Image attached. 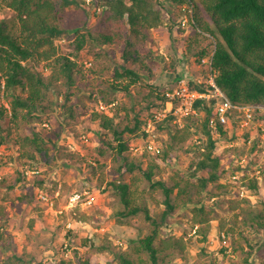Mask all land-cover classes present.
Returning <instances> with one entry per match:
<instances>
[{
    "label": "trees",
    "instance_id": "16d2710c",
    "mask_svg": "<svg viewBox=\"0 0 264 264\" xmlns=\"http://www.w3.org/2000/svg\"><path fill=\"white\" fill-rule=\"evenodd\" d=\"M170 1L178 3L181 8L186 5L192 7L191 12L186 11V14L195 34L198 35L197 41L199 36L210 35L215 38L214 47L210 46L214 49L212 71L215 73L217 85L228 98L239 105L264 106V0ZM73 2L80 4L84 11H92L91 19L102 10L99 31L82 32L81 29L76 30L74 35L69 32L64 25L66 20L63 19V13ZM0 3L13 11L17 19L12 25L16 28L15 31L11 30L8 21L0 20V99L7 97L10 106L8 108L5 104H0V147L9 141L11 130L18 128L19 110H25L27 115L32 117L38 116L40 121L46 120L42 124L44 126L48 122L47 119L42 118V115L49 114L46 110L50 109V95L53 93L55 103L59 104V96L63 97L67 94L63 102L65 113H69L70 117L74 118L76 115L72 110L79 105L70 104L68 101L72 96H79L85 90L83 84L93 85L92 78L99 80L98 88L95 87L96 90L94 88L89 92L90 98L95 96L93 100L97 104L100 102L108 108L107 111L99 109L93 111L91 120L98 122V130L101 132L99 138L102 143L99 154L103 156L109 149L114 152L112 168L109 169L112 177L107 179L104 174L106 163L99 159L96 158L95 165L92 162L87 163L94 173L99 170L98 186L104 185L103 192H108L112 204L111 214L117 223L131 225L134 218L144 217L152 226L148 233L128 242L129 247L125 250L113 252V259L116 264H163L167 256L184 253L188 246V239L185 236L171 234L159 237L158 229L162 226V222L167 221L168 215L176 205L181 207L186 203V197L191 196L194 189L198 194L203 195L210 183L222 179L223 154L218 150L214 134H224L228 127L217 122L211 126L216 100H198L195 105L197 114L185 117L192 120L194 125L187 124L174 129L165 147L160 145L162 147L160 153L153 154L146 150L148 153H144L139 159H134L130 153L133 143L136 140L146 142L148 136L146 125L165 107L169 98L168 93L157 94L161 103L154 102L150 96H147L148 112L144 114L142 110H134L132 119L122 123L117 111L109 113V105L117 100L115 94H130L131 89L141 81L142 74L134 68L122 66L115 68L112 80L104 79L92 59L86 63L82 62L83 53L89 49H98L97 56L106 58L115 47H119L122 49V58L131 59L133 63H140L141 66L149 69L144 60L153 57L151 54L142 55L140 47L149 40L151 30L162 25V12L166 10L163 1L92 0L87 4L86 0H0ZM60 39L67 41L66 45H63L66 46L65 52L62 50V45L57 43ZM210 47L202 50L201 58L209 54ZM88 62L91 63L90 66H87ZM199 65L202 71L198 70L197 73L207 77V65L201 62ZM159 68L158 72L156 70L150 72L152 77L165 71V68ZM190 87L208 92L206 84H198L196 81L191 80ZM121 108L132 110L125 104H122ZM258 115L262 116L264 113H256L254 117ZM172 117L174 116L169 114L165 120L158 122L156 127L161 129L168 127L166 122L168 123ZM200 119L201 122L196 123ZM59 120L63 124L66 120L65 115ZM233 127L237 128L239 125L233 122ZM45 130L38 127L31 134L18 137L17 140L19 149L32 147L36 151L32 149L27 154L30 164L35 166L34 169L37 167L36 164L43 162L51 166V161L59 159L60 143L51 139L52 146L59 147L58 152L45 147L46 141L49 140L44 137ZM196 132L203 133L206 137V141L195 150L197 155L194 154V159L183 169L175 168V174L170 179H164L161 175L163 165H168L173 160L175 151H184ZM113 140L117 143L114 144ZM189 149L188 152H191L192 149L190 147ZM250 150L252 152L249 159L258 166L262 160L256 153L259 149L253 146ZM36 153L41 155L39 159ZM67 156L70 154L67 153L60 158L64 160ZM55 166L53 165L52 168ZM39 172L35 175L38 177V186L43 188L46 177L42 176L41 171ZM135 172L139 174L125 178L126 174ZM21 174L17 180L25 177V172L21 171ZM232 175H230L231 183L219 184V187L230 186L232 189V184L240 180L241 190L258 191L260 182L257 177L243 175L242 180L241 178L233 180ZM156 176L158 178L154 181ZM145 182H148L151 188H159L164 195L163 203L166 209L162 212V221L152 216L147 202L141 199L143 195L139 186ZM0 184L4 185L5 181L1 180ZM238 193L240 195V192ZM25 199L29 201L30 194L22 198ZM250 200L248 196L230 199L229 208L233 211L231 218L215 217L217 213L212 208L198 201L192 207V224L197 226L196 231L203 236L202 239L207 240L211 221L218 218V237L223 243H227L226 238L234 234L242 225L253 226L264 232V202L254 206ZM7 215L6 207L0 206V221L8 217ZM88 219L83 215L79 220ZM71 232L68 231L69 236ZM0 237L3 238V235L0 234ZM97 249L107 257L106 251L111 250L108 234L101 237ZM27 254L30 256L29 251L25 250L22 254L13 253L2 264H30L35 257L27 258ZM59 264H72V262L62 260ZM81 264H97V259L91 258ZM207 264L217 263L211 261Z\"/></svg>",
    "mask_w": 264,
    "mask_h": 264
},
{
    "label": "rangeland",
    "instance_id": "374dc122",
    "mask_svg": "<svg viewBox=\"0 0 264 264\" xmlns=\"http://www.w3.org/2000/svg\"><path fill=\"white\" fill-rule=\"evenodd\" d=\"M161 1L166 7V10L162 12L163 23L158 28L151 30L149 40L140 47L142 55L151 54L153 57L144 60L150 67L149 69L144 68L140 63H133L131 59L122 58V49L119 47H115L114 51L112 50L106 58L97 56L98 49H89L82 55V62L86 63L92 59L104 79L112 80L115 68L122 66L134 68L142 74L141 81L131 89L130 94H115L117 100L114 101V104L109 105V113L117 111L122 123L132 119L134 110H142L144 114L148 112L147 96H150L154 102L161 103L157 94L171 93L173 91L171 89L181 78H192L193 81L197 77L205 78V75L197 73L198 70L202 71L201 65H199L201 52L210 46L214 47L215 38L210 35L199 36V41H197L198 35L195 34L191 24L186 21V11L183 8L187 10L188 6L181 8L178 3H172L170 0ZM90 8L92 7L90 6ZM67 9L63 13V19L66 20L64 25L72 35L76 30L82 29V32H86L101 29L102 10L98 11L97 15L91 19L92 11H84L77 2L68 5ZM0 20L8 21L11 30H16L15 27H12L14 21L17 20L16 14L1 3ZM57 43L62 45V50L65 52L66 46L63 45H66L67 41L60 39L57 40ZM212 47L209 51H214ZM159 67L165 68V71L152 77L150 72L155 70L158 72ZM92 81L93 85L85 86L83 84L86 91L83 90L84 92L82 91L79 96H72L68 101L70 104L79 105L72 110L76 117L72 118L69 113H65L63 102L66 100L67 94H64L63 97L59 96V104H57L52 93L49 100L50 109L46 110V113L49 114L42 115V118L47 119V127L50 128H45L42 125L46 120L40 121L38 116L32 117L27 115L25 110H19L18 128L11 130L12 135L9 141L0 147V181H5L4 185L0 184V206H5L8 211V217L0 221V234L3 235V238L0 237V264L13 253L22 254L24 250L29 251L30 256L27 254V258L35 257V260L30 264H59L62 260L72 262V264H81L91 258L97 259V264H116L113 252L118 253L125 250L129 247L128 242L150 231L152 226L144 217L134 218L131 225L116 222L111 214L112 204L109 194L103 192L104 185L98 186L97 174L99 170L94 173L87 163L92 162L95 165L96 158L99 159L106 163L104 174L107 179L112 177L109 174V169L112 168L114 152L109 149L105 155L99 154V147L102 143L99 138L101 132L98 130V122L91 120L93 111L101 110V103L97 104L93 100L95 96L91 99L89 94L95 87L98 88L99 80L92 78ZM79 83L78 81L77 84ZM0 104L10 107L7 97L1 98ZM122 104L132 110L122 109ZM258 113L263 114L264 112ZM64 115L66 120L62 124L59 118ZM173 116L168 123L166 122L168 127L163 129L157 127L155 130V139L159 145H163V148L174 129L187 124H195L185 117L178 119L175 115ZM200 122L201 119L196 121V123ZM38 127L41 130L46 129L44 137L49 140L46 141L45 147L55 152L59 151L58 161H51V166L43 162L36 164L35 170L41 171L42 176L46 177L43 188L38 186V177L35 175L38 172H33L35 166L30 164L27 157L33 148L26 147L22 150L19 149L17 143L18 137L31 134ZM59 133L60 137H58ZM214 138L217 141L218 150L223 154L222 179L210 183L203 195L198 194L194 189L191 196L186 197V203L181 207L176 205L172 213L168 215L167 221L162 222V226L158 229L159 237L174 234L183 235L188 239L186 251L182 254L173 253L167 256L163 264H207L211 261L217 264H264V232L262 230L242 225L237 228L234 234L226 238L227 243H223L218 237V218L211 221L207 240L202 239L203 236L196 231L197 226H193L191 221L192 207L198 201L212 208L217 213L215 217L231 218L233 216V211L229 208V201L234 197L241 196L238 193L242 191L241 181L232 184V189L230 186L219 187V184L231 183L230 175L235 174L236 171H238L241 180L243 175L251 176L252 173H255L254 164L249 159L252 152L250 148L258 147L259 151L255 152L261 159H264V115L254 117L243 127L235 128L229 124L227 132L224 134L215 133ZM51 139L60 143L58 151L59 147L52 146ZM205 141V135L196 132L185 150L175 151L173 160L168 165H163L162 177L170 179L175 174V168L183 169L189 165L195 157V150ZM113 143L117 142L113 140ZM189 147L192 149L191 152H188L190 151ZM131 149L130 153L134 159H139L144 153H148L145 150V143L139 140L133 143ZM67 153L70 156L64 160L60 158ZM36 156L39 159L41 155L36 153ZM253 156L255 157V155ZM9 157L14 159L11 160ZM241 163L245 165L244 168ZM53 165L56 166L52 168ZM238 166L242 168L239 169ZM21 171L25 172V177L17 180V177L22 175ZM136 174L139 173L126 174L125 178L128 179ZM157 178L158 176L154 178V181ZM259 182L258 191H245L254 206H259L264 202V177L260 176ZM139 189L143 195L141 199L147 202L152 216L162 221L161 215L166 209L163 203V193L159 188H151L148 182L141 183ZM40 191L49 195V204L40 200ZM85 191H89V194L95 197L94 201L89 204L79 202L71 206V197L76 192L83 193ZM29 194V201L22 200ZM83 215L90 219L79 220ZM69 223H72V226H69ZM69 230L72 231L70 236L68 235ZM105 234H108L111 242V250L106 251L107 257L97 249L101 237ZM66 252H69L67 256Z\"/></svg>",
    "mask_w": 264,
    "mask_h": 264
},
{
    "label": "built area",
    "instance_id": "2783aa9c",
    "mask_svg": "<svg viewBox=\"0 0 264 264\" xmlns=\"http://www.w3.org/2000/svg\"><path fill=\"white\" fill-rule=\"evenodd\" d=\"M91 1L92 0H87V3ZM187 8V11L191 12V6H188ZM184 10L186 9L184 8ZM213 54L214 53L212 51L209 55L201 58V62L207 65V77H197L194 79L198 84H206L208 86V92H201L197 89L191 88L190 80L187 78H181L173 88V91L168 93L169 98L165 103V107L155 114L154 120L150 119L148 121L145 128L146 132L148 133L145 142V150L153 154L160 153L161 146L155 139L157 123L166 119L169 114L175 115L178 119L191 114H197L195 105L198 100H216L215 112L214 117L211 120V126H214L215 122H217L228 127L229 124L233 125V122H236L240 127H243L247 125V122L254 118L256 113L264 112L263 105H239L233 103L230 98H228V96L215 81V73L212 71L211 66ZM90 65L91 63L88 62L87 66ZM100 108L101 110H107L108 107L101 103ZM241 166L244 168L245 165L241 163ZM253 170L255 173H252L251 176H255L258 179L260 176L264 177V159L261 160V164L258 166L254 165ZM33 172L37 173L38 171L34 170ZM232 179H239L238 171L232 175ZM240 195L242 197H250L248 194H245L244 190L241 191ZM39 198L47 204L50 203L49 195L44 191L39 192ZM94 198V196L89 194V191H85L83 193L76 192L71 197L70 205L74 206L79 202L89 204L94 201Z\"/></svg>",
    "mask_w": 264,
    "mask_h": 264
},
{
    "label": "clouds",
    "instance_id": "9594fccd",
    "mask_svg": "<svg viewBox=\"0 0 264 264\" xmlns=\"http://www.w3.org/2000/svg\"><path fill=\"white\" fill-rule=\"evenodd\" d=\"M86 2H87V0H86ZM89 3H90V2H89ZM89 3H87V4H89ZM185 11H187V10H185ZM185 15H186V21H188V22H189V19H188V17H187V14H186V13H185ZM186 21H185V22H186ZM206 36H207V35H206ZM213 50H214V49H213ZM211 52H212V50H210L209 54H210ZM213 53H214V51H213ZM209 54H208V55H209ZM206 56H207V55H206ZM204 57H205V56H204ZM187 79H188V78H187ZM189 80H190V82H191V80H192V79H189ZM192 81H193V80H192ZM47 125H48L47 123H45V124H44V126H47ZM34 170H35V169H34Z\"/></svg>",
    "mask_w": 264,
    "mask_h": 264
},
{
    "label": "crops",
    "instance_id": "0c3cea01",
    "mask_svg": "<svg viewBox=\"0 0 264 264\" xmlns=\"http://www.w3.org/2000/svg\"><path fill=\"white\" fill-rule=\"evenodd\" d=\"M181 78V77H180ZM192 79V78H191ZM70 226H72V223H69ZM69 251V250H68ZM69 254V252H66V256Z\"/></svg>",
    "mask_w": 264,
    "mask_h": 264
}]
</instances>
